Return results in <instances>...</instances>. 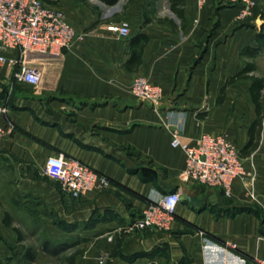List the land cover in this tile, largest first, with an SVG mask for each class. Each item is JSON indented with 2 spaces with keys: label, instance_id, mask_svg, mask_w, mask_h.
<instances>
[{
  "label": "crops",
  "instance_id": "obj_1",
  "mask_svg": "<svg viewBox=\"0 0 264 264\" xmlns=\"http://www.w3.org/2000/svg\"><path fill=\"white\" fill-rule=\"evenodd\" d=\"M165 1L172 11L170 0ZM183 1L184 7L177 8H184V28L172 11L175 19L151 18L142 30L125 14L121 21L112 19L123 12L124 0L114 6L100 1L108 23L58 55H25V65L41 73L39 86L15 80L19 65L10 60L18 59V51L0 64V100L8 106L0 116V259L6 261V232L16 233L6 228V212L14 223L6 199L35 219H58L69 231L82 229L84 237H104L93 250L98 261L104 255L111 264H258L264 259V115L259 147L243 155L258 117L249 92L252 82L227 85L247 64L255 66L248 76L264 78L258 73L264 57V38H258L264 33V0H252V18L244 22L238 20V6ZM68 20L72 23L70 15ZM122 21L130 24L128 38L107 30L109 23ZM140 31L149 42L137 65L129 61L131 40ZM137 77L162 88L159 107L132 95ZM174 131L192 145L204 134L226 136L253 180H236L231 197L186 180L185 153L171 144ZM58 155L106 176L111 187L70 199L45 174L47 159ZM6 187L12 189L9 196ZM172 192L180 194V202L168 231L124 232L153 197ZM190 196L204 201L192 205Z\"/></svg>",
  "mask_w": 264,
  "mask_h": 264
},
{
  "label": "built area",
  "instance_id": "obj_2",
  "mask_svg": "<svg viewBox=\"0 0 264 264\" xmlns=\"http://www.w3.org/2000/svg\"><path fill=\"white\" fill-rule=\"evenodd\" d=\"M200 5L205 0H198ZM225 5L238 6V20L244 22L252 18L255 3L252 0H222ZM107 30L120 38L130 36L127 21L110 23ZM82 37L70 24L66 13L44 0H0V64L8 62L7 55L18 51V59L10 60L19 65L14 73L17 82L33 87L39 86L41 73L25 65L27 53L58 55L68 50ZM132 95L147 102L154 108L163 100L162 88L147 77H137L131 86ZM8 113L7 103L0 100V116ZM3 132L0 130V148ZM172 146L181 149L186 156L183 176L207 189H220L226 197H231L232 186L236 180H253L254 174L248 172L239 150L224 135L204 134L197 144L185 143L182 136L172 132ZM45 174L54 179L62 192L73 200L93 192H103L111 187V181L87 165L63 155L51 156L46 161ZM251 198L255 196L252 194ZM180 194L172 192L153 197L141 215L130 222L125 233L164 232L171 228ZM235 249V246H232ZM109 257H100L99 264H108ZM264 264L263 260H257Z\"/></svg>",
  "mask_w": 264,
  "mask_h": 264
},
{
  "label": "rangeland",
  "instance_id": "obj_3",
  "mask_svg": "<svg viewBox=\"0 0 264 264\" xmlns=\"http://www.w3.org/2000/svg\"><path fill=\"white\" fill-rule=\"evenodd\" d=\"M50 1L57 2L56 6L66 12L68 19L70 15V19H72V23L70 22L71 25L74 21L76 24L83 26V29L80 31H77V29L73 27L81 37L86 36L87 33H94L99 27L98 24H105L109 21V19H104V14L107 9L99 0ZM217 1L218 5L231 7V5H225L222 0ZM169 7V3L165 0H124L123 12L120 11V14L112 19L121 21L125 14L127 17L126 19H130L131 22L129 21V23L134 24V27L142 24L144 16L156 20L162 18V16L175 19L176 16ZM84 26L88 27L85 28ZM263 26L264 24L260 26L262 32L264 29ZM262 59L263 60L259 62L260 67L258 73L264 75V57ZM11 193L12 189L6 187V196L11 195ZM6 210L12 213L14 228L19 229L22 233V242L20 243L18 242L17 233L10 232L9 234L6 232V259H11V264L20 263L21 253L25 248H33L38 253V259L34 264H70L67 260L68 257L77 251H83L84 253L76 259L75 264H88V262L99 264L98 260H94L95 256L93 255V250L95 245L104 238L101 235H94L88 238L84 237L86 233H84L82 229L69 231V229L66 228L67 224L58 219H54V221L51 222L45 219H35L36 215L28 211L22 212L20 206L10 203L9 199H6ZM83 239H88L89 242H84ZM48 240H52L53 242L68 241L69 244L79 245L55 257L43 253L42 251L44 243ZM90 258H93L92 261H90ZM108 264H111V258H109Z\"/></svg>",
  "mask_w": 264,
  "mask_h": 264
},
{
  "label": "trees",
  "instance_id": "obj_4",
  "mask_svg": "<svg viewBox=\"0 0 264 264\" xmlns=\"http://www.w3.org/2000/svg\"><path fill=\"white\" fill-rule=\"evenodd\" d=\"M85 1V0H84ZM102 3L108 5V6H114L116 5L120 0H99ZM171 2V9L172 11L182 20V28L186 26V22L184 19V8H177V7H184V1L183 0H170ZM50 3V2H49ZM152 23V19L147 18V16H144L141 30L143 27H145L148 24ZM159 23H162V20H159ZM169 24H171L174 28V23L169 21ZM258 38H264V34H260ZM149 42V38L143 34L141 31L138 35H136L131 40V48H132V57L130 59V63H135L138 65L141 63L142 53L144 50V47ZM248 54L250 53V49H247ZM255 70V66L253 64H247L246 68L238 75L231 77L227 81V85H230L234 83L237 80L240 79H248L252 82V86L249 90L250 96L254 104L256 105L257 109V119L251 126L249 130L250 134V141L246 145V147L243 150V155H250L252 152H254L259 147V141H260V132L262 128V119L264 115V95H262V91L264 90V78H258L255 76H248V73H251ZM226 87L222 89V95L225 93ZM221 101V99H220ZM6 228L14 231L18 235V242H22V233L19 229L14 228L12 226L13 220L11 219L10 215L6 212V218H5ZM84 242H89L88 239H83ZM79 244H69L68 241H59V242H53L52 240H48L43 245V253L49 254L51 256H59L61 253H64L65 251L75 247ZM83 251H77L73 253L70 257H68V261L70 264H75L76 259L82 255ZM38 259V253L33 248H25L24 251L21 253L20 263L19 264H34ZM11 259H6V261H3L0 259V264H11Z\"/></svg>",
  "mask_w": 264,
  "mask_h": 264
},
{
  "label": "water",
  "instance_id": "obj_5",
  "mask_svg": "<svg viewBox=\"0 0 264 264\" xmlns=\"http://www.w3.org/2000/svg\"><path fill=\"white\" fill-rule=\"evenodd\" d=\"M187 201L190 204H192V205H198V204L203 203L202 201H204V200H197V199H195V198H193V197L190 196V197H188Z\"/></svg>",
  "mask_w": 264,
  "mask_h": 264
}]
</instances>
